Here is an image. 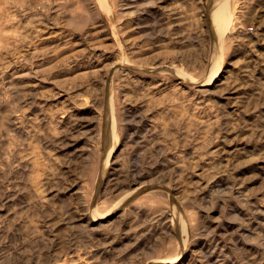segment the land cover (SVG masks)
<instances>
[{"label": "rangeland", "instance_id": "obj_1", "mask_svg": "<svg viewBox=\"0 0 264 264\" xmlns=\"http://www.w3.org/2000/svg\"><path fill=\"white\" fill-rule=\"evenodd\" d=\"M0 264H264V0H0Z\"/></svg>", "mask_w": 264, "mask_h": 264}, {"label": "bare ground", "instance_id": "obj_2", "mask_svg": "<svg viewBox=\"0 0 264 264\" xmlns=\"http://www.w3.org/2000/svg\"><path fill=\"white\" fill-rule=\"evenodd\" d=\"M232 23V18L228 13V9L223 10V12L219 15L216 27L220 31V33H224L225 30L229 29ZM218 54V53H217ZM175 226V225H174Z\"/></svg>", "mask_w": 264, "mask_h": 264}]
</instances>
